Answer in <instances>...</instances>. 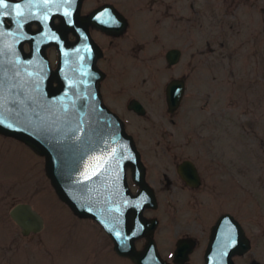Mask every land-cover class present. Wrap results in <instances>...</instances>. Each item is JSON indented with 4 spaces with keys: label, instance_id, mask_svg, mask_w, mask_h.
<instances>
[{
    "label": "water",
    "instance_id": "95a60500",
    "mask_svg": "<svg viewBox=\"0 0 264 264\" xmlns=\"http://www.w3.org/2000/svg\"><path fill=\"white\" fill-rule=\"evenodd\" d=\"M5 3L6 7L0 4V135L22 142L43 157L45 174L57 197L75 216L101 225L115 251L134 264H167L153 239L157 220L142 216L153 195L147 190L140 153L122 120L101 98L100 48L86 30L74 33L76 41L70 47L59 31L50 29L46 16L53 10L66 23L65 0ZM24 5L32 8L23 10ZM86 18L109 34H119L127 24L108 4ZM25 21L40 22L41 29H25ZM25 42L29 43L27 51ZM49 46L56 49L54 67L46 53ZM171 87L166 91L170 112L181 96L180 88L173 94ZM127 169L140 186L137 194L129 192ZM131 210L135 213L131 238L125 239L123 225ZM9 216L24 236L43 228L42 217L27 203L12 206ZM226 218L221 217L210 231L204 264H233V256L250 250V240L241 235L237 224L229 227ZM139 236L146 237L141 250L133 244Z\"/></svg>",
    "mask_w": 264,
    "mask_h": 264
},
{
    "label": "flooded vegetation",
    "instance_id": "af4514ba",
    "mask_svg": "<svg viewBox=\"0 0 264 264\" xmlns=\"http://www.w3.org/2000/svg\"><path fill=\"white\" fill-rule=\"evenodd\" d=\"M65 1L67 3L66 14L68 16L66 23L60 20L57 12L53 10L49 16H46L50 29L59 31L70 47L76 41L74 33L82 34L85 30L98 45L101 50V56L97 60V65L103 73L100 80L102 101L122 120L125 131L132 136L135 145L136 136L133 132L127 130L128 124L123 118L124 116L122 117V109L134 114L140 120L147 119L148 112L151 115L153 114L150 111L151 104L147 100L153 101L152 99L157 93L159 94L161 105L160 110H164L166 115L172 116L182 110L181 106L185 98L189 75L193 73L196 75L204 74V79H210L213 82L217 81L218 78L220 79V82L217 81L218 86H210L208 89L198 88L195 84L194 88L196 91L208 92V99H210L212 95L216 94L218 89H221V84H228V78L232 75V68L236 66H257V64L264 65V50L262 49L264 48V4L262 0H142V10L147 15H150V18H147V25L151 28H148L150 31L146 36L130 34L131 23L129 19L110 0ZM144 3L147 5L145 6ZM247 3H250V6ZM88 4H90L89 7ZM107 4L112 5L126 19V28L119 34H109L96 29L86 18L94 10ZM186 7L188 12L185 13L183 8ZM30 8H32L31 5L30 7H26V5L22 7L23 10H30ZM191 8L201 18V22L190 21ZM246 16H252L255 20L252 29L248 28L244 21ZM204 17H207V19L214 18V23L216 19L221 20L219 34L215 33V29L211 28L209 29L211 32L204 36L199 34L184 36L187 34H185L186 31L183 32V27L188 24L185 27L187 31L200 28L203 30L204 28L201 27V24L202 26L204 25ZM25 22V29L28 28L32 32H37L41 29L42 24L40 22ZM232 22L242 27V45L241 43L238 46L231 45L232 32H227L225 37L223 35L227 30L233 31ZM91 23L96 24V22ZM161 25L165 27V32L172 34V40L163 42L164 39L158 28ZM254 31H256V34L250 36ZM186 38L187 43H185ZM253 39H257V44L259 45H256L259 46V49L256 46L252 49L251 41ZM217 42L219 45L216 46ZM191 45L195 50L190 54H186ZM217 47H219V51L224 52V55L220 59H212L211 55L217 51ZM23 48L27 51L29 43L25 42ZM239 49H242L243 52L245 51L246 54L243 62L231 59L235 53L239 52ZM46 53L52 67H54L56 61L54 64L52 55H55L56 59L55 47H47ZM115 56L122 58L120 64L122 72H127L130 67L132 68V71H134L133 81H118L116 76H114V73H116ZM225 57H230V59H224ZM214 69L224 71L223 75L215 77ZM157 72L159 76H156ZM165 73L168 74V78L162 84ZM250 74L252 73H246V75ZM170 84L172 85L171 93L173 94L179 88L181 89L179 103L172 112L168 110L166 99V91ZM257 86H259L258 91L253 92L254 82H248L247 79L243 80L242 97L246 107L245 114H243L246 117L250 113V109L256 106L253 100H264V97H261V90L264 89L263 78L257 81ZM161 94L163 98H161ZM250 97L253 98L252 101ZM162 100L165 104L164 106L162 105ZM137 106H140V108H136ZM203 106L206 107V104H203ZM202 110L207 111V108L202 107ZM220 110L223 111V109ZM212 115L211 117L214 118L215 114L212 113ZM246 117L245 120H247ZM146 124L152 127L155 136L153 140L155 149L153 148L154 155L152 160L142 158L140 151H138L144 166V179L148 186L147 190L152 192L153 202L150 199L148 200L147 206L142 210V216L148 220H157V226L153 234L157 248L156 233L160 227L159 215H161L162 219H166L169 223L171 222V226H163L168 238L164 249L159 251L158 248L162 259L167 264H195L201 261L204 264L203 255L210 231L223 216H227L225 221L229 223V227H232L233 223L238 225L241 235L243 234L250 240L251 249L252 241L248 235V226L243 218L247 209V192L243 189L224 187L227 184L222 183L224 180L222 178L224 174L222 173H220L219 181L215 178L218 174L216 169L217 162L220 163V159H223V157L219 156L215 147L220 137L218 135L219 131L213 130L212 136L209 135V140H206L207 130L210 127L204 122L193 126V133L187 135L185 133L188 130L186 127L191 128L190 123L180 126L175 135L174 133L171 134L172 131L166 129L165 123ZM245 125H248V121L244 124L241 123L243 130ZM224 133L228 135L229 131L226 130ZM166 135L170 138L163 139ZM171 136L176 137V139L179 137L182 142L177 144L173 138L171 139ZM185 138L187 140L186 144L184 143ZM160 145L161 148L164 147V151L157 150ZM193 152L194 155H192ZM207 154H211V156H207ZM203 157H207L211 165L203 162ZM126 182L129 192L137 194L140 186L131 178L129 169L126 172ZM134 216L133 210L126 214L122 231L125 239L131 238V220ZM84 219L91 220L100 228L105 237L101 243L103 250L112 252L119 258L134 264L128 256H123L115 251L112 238L101 225L90 218ZM117 233L121 234L120 227ZM172 234L173 241L171 242L168 239L171 238ZM145 242V236H139L133 240L134 247L137 250H141ZM177 249L178 251H176ZM249 251L233 256V264H236V259L243 260ZM250 264H256V262L251 260Z\"/></svg>",
    "mask_w": 264,
    "mask_h": 264
},
{
    "label": "rangeland",
    "instance_id": "374dc122",
    "mask_svg": "<svg viewBox=\"0 0 264 264\" xmlns=\"http://www.w3.org/2000/svg\"><path fill=\"white\" fill-rule=\"evenodd\" d=\"M110 1L114 2L129 19L130 34L146 36L149 33L148 28L151 27L147 25V18H150V15L142 10V0ZM262 2L264 4V0ZM247 4L250 6V3ZM144 5L147 4L144 3ZM89 6L90 4H88ZM183 10L185 13L188 12L187 7ZM190 21L201 22V18L193 12L192 8ZM220 21V19H216L214 23V18L204 17V25L201 24L203 30L200 28L187 31L185 27L188 24L183 27V32L186 31L185 34H187L184 36H193V34L204 36L211 32L209 30L211 28L219 34ZM244 21L247 27L252 29L255 23L253 17L246 16ZM232 23L233 31L227 30L223 35L225 37L227 32H232L231 45L238 46L240 43L242 45V27ZM158 28L164 43L172 40V34L165 32L164 26L161 25ZM253 34H256V31L250 36ZM221 37L223 38L222 35ZM218 42L216 46L219 45ZM185 43H187V38ZM251 44L252 49L255 46L259 49L257 39H253ZM262 49L264 50V48ZM194 50L191 45L186 54H190ZM219 50L217 47V51L211 55L212 59H220L224 55V52ZM245 57V51L239 49V52L235 53L231 59L243 62ZM121 59L116 57L114 76L118 81L131 82L134 80L132 78L134 71L130 67L127 72H122ZM224 59H230V57ZM52 61L55 64V55H52ZM231 70L232 75L228 78V84H221V89H218L210 99H208V92L196 91L195 84L198 88L208 89L210 86H218L217 81L220 82V79L213 82L210 79H204V74L189 75L185 98L181 106L182 110L178 114L169 116L165 114L164 110H160L161 105L157 93H155L153 101L147 100L151 104L150 111L153 113L151 115L148 112L147 119L140 120L125 109L121 110V114L128 124L127 130L135 134L137 148L142 158L146 160H152L154 155L153 140L155 139L152 127L146 123H165L166 129L172 131L171 134L174 133V135L180 126L190 123L191 128L186 127L187 135L193 133V126L204 122L210 127L207 130L206 140H209V135L212 136L213 130L219 131L220 137L215 147L223 159L221 158L222 161L220 159V163L216 161L218 174L215 178L219 181L220 173L224 174L222 183L227 184L225 186L223 184L224 187L243 189L248 196L247 209L243 218L248 226V235L252 241L251 249L243 260L236 259V264H250L251 260H254L256 264H264V100L257 101L250 97L251 101H255L256 106L250 109V113L246 117L244 115L246 107L242 97L243 80L254 82L253 92L258 91L257 81L260 78H263L264 81V65L236 66ZM213 73L215 77H220L224 71L214 69ZM246 73L252 74L246 75ZM156 76H159L158 72ZM167 78L168 74L165 73L162 84ZM261 97H264V89L261 90ZM161 98H163L162 94ZM203 104H206V107ZM162 105H165L163 100ZM202 107L207 108V111H203ZM212 113L215 114L214 118L211 117ZM247 121L248 125H245L243 130L241 123L244 124ZM226 130L229 131L228 135L224 133ZM168 138H170L168 135L163 137V139ZM172 138L177 144L182 142L179 137L176 139L171 136ZM184 143H187L186 138ZM157 150L164 151L165 149L160 145ZM207 156H211V154H207ZM203 162L211 165L207 157H203ZM150 165L153 166L152 163ZM17 203H27L40 214L43 220V229L40 232L28 236L21 234L19 227L9 216V210ZM159 217L160 227L156 233V239L159 251H161L167 245L168 238L163 226L169 227L171 222L162 219L161 215ZM172 237L173 234L168 239L171 242L173 241ZM104 239L105 237L97 224L89 219L75 216L57 197L45 174L44 159L22 142L0 135V264H130L112 252L103 250L101 243ZM169 245L171 244L169 243ZM195 264H202V261Z\"/></svg>",
    "mask_w": 264,
    "mask_h": 264
},
{
    "label": "snow or ice",
    "instance_id": "6c2138e0",
    "mask_svg": "<svg viewBox=\"0 0 264 264\" xmlns=\"http://www.w3.org/2000/svg\"><path fill=\"white\" fill-rule=\"evenodd\" d=\"M0 4H3L5 7L7 6L5 0H0Z\"/></svg>",
    "mask_w": 264,
    "mask_h": 264
}]
</instances>
